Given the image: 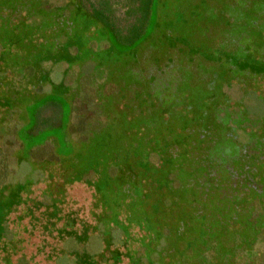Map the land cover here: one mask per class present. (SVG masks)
I'll use <instances>...</instances> for the list:
<instances>
[{"label": "rangeland", "instance_id": "obj_1", "mask_svg": "<svg viewBox=\"0 0 264 264\" xmlns=\"http://www.w3.org/2000/svg\"><path fill=\"white\" fill-rule=\"evenodd\" d=\"M263 136L264 0H0V264H264L263 233L200 256V224L151 209L201 185L215 221L218 194L249 196Z\"/></svg>", "mask_w": 264, "mask_h": 264}, {"label": "trees", "instance_id": "obj_2", "mask_svg": "<svg viewBox=\"0 0 264 264\" xmlns=\"http://www.w3.org/2000/svg\"><path fill=\"white\" fill-rule=\"evenodd\" d=\"M137 1V0H135ZM146 1V0H145ZM105 4L107 5V7L112 10L111 8V4L107 1H105ZM247 18H248V31L253 30L255 27H257V21H256V17H254L253 15L250 16V14H247ZM238 21V20H236ZM111 24H113V22H110ZM240 28V34L243 33V31H241V26L238 27ZM252 28V29H251ZM3 35H5V31H2ZM227 133V132H226ZM228 137H231L230 134L228 133L227 135ZM264 137V136H263ZM263 137H259V139L255 142L257 143V145L254 147L253 153L255 154L257 151L261 152L262 147H261V143L263 140ZM254 144V143H252ZM251 144V145H252ZM234 148V146H233ZM247 148V147H246ZM246 148L244 149H235L236 153H243V151H246ZM221 151L222 149H220L217 153L221 155ZM233 153H234V149H233ZM230 155V159L229 162L231 161L232 165L229 166V164H225L224 166H222L223 172L229 176V177H233V172H236L234 170L235 165H237L236 163H238V167L241 165L239 164L240 160H238L237 158L234 157V154ZM235 153V154H236ZM237 156V155H236ZM114 158V156H112ZM132 158V156H130ZM225 158H229V157H225ZM223 162V160L221 161ZM254 164H257L256 161L253 162ZM102 165V164H101ZM107 164H104V168L107 169L108 167L106 166ZM258 165V164H257ZM107 167V168H106ZM208 167L203 166L202 170L206 171L207 173H211L212 171L214 172L213 169H208ZM242 168L245 169V171L249 172V174L246 172L244 174L247 183L245 190H247V194H249V196L243 197L244 199L240 198L239 196H234V191H230L231 194L230 195H225L222 196L221 194L217 195V199L214 202H209L207 203V207L211 208L213 206V208L217 209V211L213 212L215 214V221H210V212L211 211H206V213H202V211H200L196 206L198 204V200L200 199V191L203 190L205 191V189L207 188H203L201 189V185H198V188L195 190H188V187H186L184 190L187 191H191L189 192V194L184 193L183 191H179L177 193H175L172 189H171V185L169 187V189H165L167 190L170 194L172 192L173 194V199L175 200H166V198L162 195V190L156 189V191H158V195L156 194V200L153 201L154 204L152 205L153 208L152 209V213L154 215H158L160 216L157 217V219L154 218V220L159 221V222H163L164 218L167 217L166 213L169 214H176V219H174L175 225L176 224H180L184 223L189 225L190 227H192V224H200L201 228L198 232H196L195 228H190V232L195 235V237H193V239H195V243H197L198 240V245L199 247V255L202 256L205 254V251L208 249V247L212 244V239L210 237V235H214V237H217L219 239V242L222 244L221 239L223 240L224 237L221 238V234L223 235H227V233L229 232L230 234H232V236H235L238 238L237 243H239L241 245V248L243 251H247L248 249H251L252 252H254V248H255V244L257 243V240L259 238V236L264 235V166L261 167L260 170H255L254 166H248V165H242ZM238 170V169H237ZM254 170L259 173L257 177L253 178L254 175ZM220 171V170H218ZM216 171V172H218ZM250 175L251 177H249L250 179H247V176ZM103 177H107L105 174L102 175ZM259 181H257V180ZM226 182H228V185L230 184L229 179H225ZM158 186V185H157ZM220 186H223L222 184ZM234 185L230 184V187H233ZM166 191V193H167ZM196 192V193H194ZM206 192V191H205ZM224 192V191H223ZM175 194V195H174ZM196 194H198V197L196 196ZM236 194V193H235ZM190 197H193V200L195 202L194 207H195V211L192 214H189L188 216H190V218L187 216L185 217L184 215H180L177 214V203L176 201H178L179 203L181 202V198L188 200ZM249 201L248 205H258L260 207V213L258 214V216L256 217H252V215H239V213H236L237 209L241 206V205H247V202L245 201ZM191 201V200H190ZM117 208V207H116ZM199 211V212H198ZM220 211V214H219ZM139 215V214H138ZM199 216L198 218H196V216ZM134 218V221L139 224V222H141V217L140 219H137V213L132 215ZM181 219H180V217ZM159 218V219H158ZM209 218V219H208ZM147 219V218H146ZM153 221V219H152ZM194 221H196V223H194ZM237 222L235 225L236 227L231 228V224ZM220 225V226H219ZM217 230L219 231L218 233L213 234V231ZM190 235L187 236V238H189ZM178 240V239H176ZM183 243L182 241H178V243ZM200 242V244H199ZM218 242V241H216ZM236 243V244H237ZM235 246V244H234ZM233 246V247H234ZM233 247L230 248H224V247H219L220 251H226L230 252V250L233 251ZM229 257V256H228ZM199 258V257H198ZM231 258V256H230ZM201 260L198 259V261Z\"/></svg>", "mask_w": 264, "mask_h": 264}]
</instances>
